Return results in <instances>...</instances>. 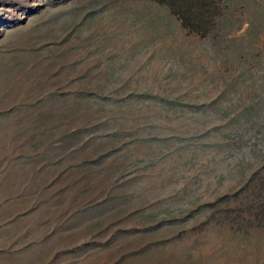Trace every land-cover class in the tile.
Returning <instances> with one entry per match:
<instances>
[{
	"label": "rangeland",
	"instance_id": "rangeland-1",
	"mask_svg": "<svg viewBox=\"0 0 264 264\" xmlns=\"http://www.w3.org/2000/svg\"><path fill=\"white\" fill-rule=\"evenodd\" d=\"M213 2L0 0V264H264V0Z\"/></svg>",
	"mask_w": 264,
	"mask_h": 264
},
{
	"label": "trees",
	"instance_id": "trees-1",
	"mask_svg": "<svg viewBox=\"0 0 264 264\" xmlns=\"http://www.w3.org/2000/svg\"><path fill=\"white\" fill-rule=\"evenodd\" d=\"M165 3L172 13H174L184 28L190 32L204 35L209 24V11L213 5V0H158Z\"/></svg>",
	"mask_w": 264,
	"mask_h": 264
}]
</instances>
